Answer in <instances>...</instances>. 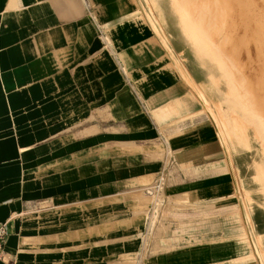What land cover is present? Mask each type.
I'll use <instances>...</instances> for the list:
<instances>
[{"label":"crops","instance_id":"0c3cea01","mask_svg":"<svg viewBox=\"0 0 264 264\" xmlns=\"http://www.w3.org/2000/svg\"><path fill=\"white\" fill-rule=\"evenodd\" d=\"M186 2L0 0V264H260L225 223L238 204L209 202L225 193L227 161L193 90L202 76L179 24ZM212 66L199 65L205 82ZM241 120L230 117L229 130L241 128L248 150V130L261 139ZM178 163L192 166L179 168L173 195L190 193L214 216L157 219ZM156 219L170 232L157 229L153 245Z\"/></svg>","mask_w":264,"mask_h":264},{"label":"rangeland","instance_id":"374dc122","mask_svg":"<svg viewBox=\"0 0 264 264\" xmlns=\"http://www.w3.org/2000/svg\"><path fill=\"white\" fill-rule=\"evenodd\" d=\"M263 1L264 0H189V2L191 3H189L190 5H188L191 7L190 11L192 12V14L195 15V20L193 22L195 23L196 21L202 24L203 30H200L204 31L205 35L208 36H206V44L207 42L209 43V39L207 40V38H210L211 42L214 41L215 44L210 46L209 48H215L225 53V55L231 59L230 66L234 68V73L229 71L226 72L224 71V69L222 70L220 66L225 62H212V64L214 65L210 68V71L212 73L205 72L207 77H209L211 83L207 81L206 83L204 75L199 67L200 63L196 61L202 79L200 85L201 87L197 88L196 86H193V90L201 99V102L204 106V109L200 113V115L208 116L211 120V123L217 129L219 136L217 140L219 141L220 139L222 143L225 155L224 157L227 161L226 167L228 173V183L222 191L225 193L219 199H210L209 202L230 200L224 203L227 205L238 204L237 207L235 206L232 211H230L231 208L228 209V216L224 218L225 221L227 220V222L225 223H227V225H229V227L231 228L239 227V229L237 230L243 233L239 235V237H236L234 239L240 242L244 240L243 243L247 245L246 247H251L255 258L259 259L260 264H264V246L261 243L260 237V235L264 236V228H259V225H264V181L263 179L259 178L261 177V174L255 170L254 161L257 158L254 155V152L257 149H261L262 141L264 140V138L260 136V139H263L261 141L256 137L254 130H248L247 134L249 137L250 148L247 150V148L242 146L243 142L245 141L242 137L243 134L240 130L241 128L235 126L233 134L229 130L228 125L230 117H237L239 111L242 108L233 110V112L235 113H231L227 106L228 102L230 101L240 107H243L244 103L246 107H249L248 103H250L252 106H250L252 110L250 112L249 109V112L252 118L254 105L257 103L259 105V108L261 109L260 114L264 116ZM177 9L179 16H181L182 13H185L183 15H185L186 18L188 17V19L190 20L191 13L184 11L182 4L178 5ZM241 17L244 20L246 17V20L242 21ZM183 22L186 21H183L180 18L179 24L183 25ZM244 29L246 32L244 31ZM206 44L203 41L199 40L198 46H204V50L206 51ZM190 45L193 49L194 45ZM207 63L208 62H206V64ZM242 77H244V82L242 80ZM243 88L246 97H243L240 92ZM213 89L217 92V94L223 97L222 101L224 108L218 106L219 98L216 96V93ZM204 96H206V98L209 100V105L205 102ZM254 114L255 117L258 116V114ZM250 126H252L254 129L257 128L255 124H252ZM221 133L224 134V138L227 140L222 137ZM214 134H216V132ZM228 145H232L233 147L229 148ZM242 158H245L243 160H247V164L246 166H244V163L242 168L240 169V165H242L243 163ZM177 159L179 160V158ZM191 166L192 165H182L179 163L177 165L171 164V168L169 169L168 173L169 186L167 189L169 202L167 203L163 212H159V214L157 215V219H159L162 215L163 221L171 220L172 222L174 220H178V214L183 213L188 216V212H193V215L197 217L198 215L214 216L215 212L211 210L204 211L203 213L199 212L201 206H198L199 204L197 205L194 203V199L190 193H184L183 195H181V197L180 195L174 196L172 193L173 187L176 184L178 185L182 182L181 175L183 171L181 172L180 169L182 168L183 170H186ZM183 174L186 176L185 173ZM153 178L154 176H152L148 181L142 182V185L148 186L152 183ZM231 178L233 179L232 181ZM243 185L245 186V188L243 187ZM246 191L249 193H246ZM138 192L139 193L137 194V196L142 199L141 202L143 203V206L147 208L148 204H150V199H148L144 195L142 190ZM231 199L234 200L231 201ZM159 202L164 201L163 199H161V201ZM171 211L175 212L176 217H171ZM142 219V229L145 230L148 227L147 221L145 217H143ZM157 219L156 223L151 226L152 231L151 235L149 236L150 239H148V243L152 241L153 245L155 244L156 240H159L157 235L161 238L162 234L167 236L170 232V227L163 230L162 224H159L157 228ZM258 220H262L263 223H258L256 225V221ZM255 228L257 230L261 229L263 233L261 231V233L257 232ZM157 229L159 231V234L156 235ZM148 243L147 245L149 246ZM152 246L150 247L153 250L154 246ZM152 253H154V251H152Z\"/></svg>","mask_w":264,"mask_h":264},{"label":"bare ground","instance_id":"6f19581e","mask_svg":"<svg viewBox=\"0 0 264 264\" xmlns=\"http://www.w3.org/2000/svg\"><path fill=\"white\" fill-rule=\"evenodd\" d=\"M251 2V1H250ZM264 2V1H263ZM188 2L186 3H181L182 4V7H183V10L186 11V12H190L191 13V16H190V20L188 19V17L186 18V22H184V27L186 28H189V36H187L185 39L188 40V43L194 45L193 46V49H194V52H195V55H196V61H198L199 63L205 61V62H208L207 64L208 65H213L212 62L214 61H222V62H225L223 64H221V68L222 70L224 69V71L226 72H233L234 73V68L230 66V62H231V59L225 55V53L221 52L220 50L218 49H211L209 48L210 46L214 45L215 42H211L210 41V38H207V40L209 39V43L207 42L206 44V36L205 35V32L202 31V24H200L199 22H196L195 23L193 22L195 20V15L192 14V12L190 11L191 10V7L188 6L190 5L189 3L187 4ZM191 3V2H190ZM242 7V6H241ZM236 10V9H235ZM261 10V9H260ZM241 11V10H240ZM244 11V9H243ZM233 13V11H232ZM244 14V12H243ZM245 16V15H244ZM242 18V17H241ZM248 19V18H247ZM245 20H246V17H245ZM243 18H242V21H245ZM248 22V21H247ZM231 23V22H230ZM242 24V23H241ZM214 25V24H212ZM232 25V24H231ZM244 25V24H243ZM246 25V23H245ZM216 26V25H215ZM220 27V26H219ZM210 28H211V25H210ZM202 29V30H200ZM245 31V29H244ZM246 32V31H245ZM248 32V31H247ZM247 35V33H246ZM208 37V36H207ZM246 37V36H245ZM187 40H185L187 42ZM199 40L203 41L206 46H207V49L206 51L204 50V46L202 47H199L198 44H199ZM230 40V39H229ZM234 41V40H233ZM211 49V50H210ZM254 60V59H253ZM206 64V65H207ZM214 66V65H213ZM224 67V68H223ZM205 72H209V73H212L210 71V68H205ZM236 73V72H235ZM242 80L244 82V77H242ZM242 82V83H243ZM241 94L243 97H246L245 95V92H244V88L241 89ZM230 101V100H229ZM256 103V102H255ZM249 104V107L245 105H243V107H240L238 106L237 104L235 105L232 101L228 102V106L227 108L231 111V113H235L233 112V110H237L239 108H242L240 111H239V114L240 117L242 118V122L244 125H252V124H255V126H257V128H255V130L258 132V134L264 138V116L260 114V111L261 109L259 108V105L256 103L254 105V112H253V115H252V118H251V104ZM238 106V108H237ZM251 106V107H250ZM224 108L223 106V102H222V105H221V108ZM249 109H250V112H249ZM254 113L258 114L257 117H255ZM263 140V139H262ZM257 171L261 174V176H264V164H260V165H257Z\"/></svg>","mask_w":264,"mask_h":264},{"label":"built area","instance_id":"2783aa9c","mask_svg":"<svg viewBox=\"0 0 264 264\" xmlns=\"http://www.w3.org/2000/svg\"><path fill=\"white\" fill-rule=\"evenodd\" d=\"M160 185L161 184H159L155 188L151 189L149 191V193L153 194V195L158 194L161 191V189H162V185L161 186ZM7 237H8V233H7L6 228L3 225H0V257L3 254L4 245L6 243Z\"/></svg>","mask_w":264,"mask_h":264}]
</instances>
